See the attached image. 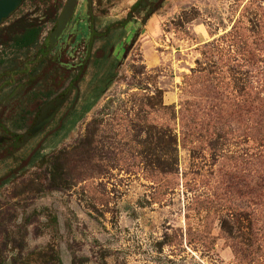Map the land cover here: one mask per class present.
Returning <instances> with one entry per match:
<instances>
[{
    "label": "rangeland",
    "instance_id": "rangeland-1",
    "mask_svg": "<svg viewBox=\"0 0 264 264\" xmlns=\"http://www.w3.org/2000/svg\"><path fill=\"white\" fill-rule=\"evenodd\" d=\"M66 1L0 24V264H264V0Z\"/></svg>",
    "mask_w": 264,
    "mask_h": 264
},
{
    "label": "trees",
    "instance_id": "trees-1",
    "mask_svg": "<svg viewBox=\"0 0 264 264\" xmlns=\"http://www.w3.org/2000/svg\"><path fill=\"white\" fill-rule=\"evenodd\" d=\"M71 1L72 0L68 1L65 11H64L63 15L61 16V18H59V20L57 21L53 30L51 31L50 37L56 36L58 34V32L60 31V29L62 28V26L65 22L66 16L68 15V13L71 10L70 9L71 8V6H70ZM38 34H39V29L37 26L25 27V28H23V31L20 34L13 36V38H14L13 43L15 46L20 47V48L30 47L32 44L35 43V41L38 37ZM44 116H45V113L41 115V112L36 116L35 120H33V124L25 132V136H19V135L13 136L15 145L19 144V146H21V145L25 144L29 138H32L37 133H39V131H41V130H39L37 132H33V130L38 125V123L41 121V119H43Z\"/></svg>",
    "mask_w": 264,
    "mask_h": 264
},
{
    "label": "water",
    "instance_id": "water-1",
    "mask_svg": "<svg viewBox=\"0 0 264 264\" xmlns=\"http://www.w3.org/2000/svg\"><path fill=\"white\" fill-rule=\"evenodd\" d=\"M23 1L24 0H0V24L2 23V21L7 19L10 14L14 12ZM60 103L61 101L57 102L54 106L50 107L49 110H47L45 116L35 127L33 132L41 130L51 120Z\"/></svg>",
    "mask_w": 264,
    "mask_h": 264
},
{
    "label": "flooded vegetation",
    "instance_id": "flooded-vegetation-1",
    "mask_svg": "<svg viewBox=\"0 0 264 264\" xmlns=\"http://www.w3.org/2000/svg\"><path fill=\"white\" fill-rule=\"evenodd\" d=\"M68 1H69V0L66 1V3H65V5H64V7H63V9H62V11H61V13H60L58 19H57V21H58L59 18H61V16L63 15V13H64V11H65V9H66V5H67ZM74 1H75V0H72V1H71V4H70V6H71L70 9H71V10H70V12L68 13V15L66 16V19H65V22H64L62 28L64 27L65 23L67 22V20H68V18H69V15H70V13H71V11H72V8H73V6H74ZM70 6H69V7H70ZM2 22H3V21H2ZM56 23H57V22H56ZM62 28H61V29H62ZM61 29H60V31L58 32V34H57L56 36H54V37H53V36L50 37L51 32L49 33V41H50V43H54V42H55L56 38L59 36V34H60V32H61ZM52 30H53V29H52ZM52 30H51V31H52ZM59 101L62 102V100H58L57 102H59ZM57 102H56V103H57ZM41 115H42V113H41ZM53 116H54V115H53ZM51 119H52V118H51ZM50 121H51V120H50ZM50 121H49V122H50Z\"/></svg>",
    "mask_w": 264,
    "mask_h": 264
}]
</instances>
